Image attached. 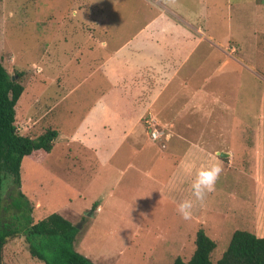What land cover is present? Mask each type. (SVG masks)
I'll list each match as a JSON object with an SVG mask.
<instances>
[{"label": "rangeland", "instance_id": "obj_1", "mask_svg": "<svg viewBox=\"0 0 264 264\" xmlns=\"http://www.w3.org/2000/svg\"><path fill=\"white\" fill-rule=\"evenodd\" d=\"M98 1L108 8L118 1L125 13L146 7L144 0ZM258 1L263 11L264 0ZM182 2L194 9L202 6ZM216 2L214 35H234L232 41L240 45L238 61L224 64V58L211 57L195 66L196 72L191 69L195 74L189 80L180 72L173 102L188 104L182 131L164 125V116H143L131 151L137 153L135 168L129 170L126 152L112 167H100L95 150L67 139L49 156L40 153V161L23 159L21 191L33 205L34 221L53 213L69 219L79 229L75 249L95 264H173L178 257L189 261L200 229L217 244L211 253L216 263L236 230L264 237V21L256 31L253 7L237 9L239 0H232L231 10L228 0ZM77 5V0H0V61L25 88L16 105L20 133L31 124L26 119L37 118L34 137L52 126L64 135L74 132L102 95V85L82 81L90 65L83 43L88 31L73 16ZM120 21L116 17L107 22L112 44L118 41L114 31ZM175 105L166 116L181 111ZM153 129L163 133L155 141ZM210 159L223 171L215 190L185 220L177 206L191 196L193 175L185 173L181 162L199 166ZM3 193L4 217L13 222L19 213L12 205L16 189L11 175L5 178ZM97 206L101 209L95 212ZM29 250L25 236L11 240L4 264H44Z\"/></svg>", "mask_w": 264, "mask_h": 264}, {"label": "crops", "instance_id": "obj_2", "mask_svg": "<svg viewBox=\"0 0 264 264\" xmlns=\"http://www.w3.org/2000/svg\"><path fill=\"white\" fill-rule=\"evenodd\" d=\"M182 1L144 0L145 9L125 13L118 1H113L115 5L111 2L108 8L98 0H77L73 16L87 28L83 43L87 62L90 63L82 81L102 85V95L74 132L64 135L62 130L52 126L59 131L54 146L59 143L63 147V140L67 139L70 144L91 148L95 150L96 162L100 167H110L114 160L120 162L121 154L123 156L126 152L124 163L127 164L126 170H129L135 168L133 157L137 153L131 151L134 147L133 140H136L135 134L142 130L143 116L156 113L157 116L165 117H162L164 125H173V129L178 132L183 130V112L188 104L182 107L180 102L176 105L173 102V89L180 81V72L184 70V76L189 80L187 76L195 74L190 72L191 69L196 72L195 66L199 65V68L205 62L209 63L211 57H217L219 61L224 58V64L229 59L237 62L236 51L240 49V45L232 41V33L226 38H216L214 35L213 19L219 12L216 0H192L202 3L197 9ZM228 2L233 10L232 0ZM236 4L237 9H247L246 5L254 8V30L257 31L258 22L264 21L262 3L260 5L258 0H239ZM118 7L120 12L116 11ZM116 17H121V21L118 23V32L116 29L114 31V37L117 36L118 41L112 44L107 37V22ZM102 34L103 38L100 37ZM188 64L194 66L190 65L189 70H185ZM58 104L59 102L57 106ZM172 104L181 110L174 113L173 118L172 115H165L167 111H171ZM54 108L55 106L50 111ZM26 122L30 125L20 134L34 137L39 119H26ZM84 127L90 129V136ZM110 130L119 132L111 134ZM123 173L127 174L126 171H121L120 175ZM96 209L95 212H98L101 207L97 206Z\"/></svg>", "mask_w": 264, "mask_h": 264}, {"label": "trees", "instance_id": "obj_3", "mask_svg": "<svg viewBox=\"0 0 264 264\" xmlns=\"http://www.w3.org/2000/svg\"><path fill=\"white\" fill-rule=\"evenodd\" d=\"M23 92L24 86L14 80L0 61V264H4L6 245L22 235L29 244L31 256L44 264H95L75 249L79 229L69 219L53 213L35 222L33 205L21 191L23 159L30 157L37 162L42 158L40 153L48 156L59 135L52 127L38 137L20 134L16 125V105ZM7 175L13 177L16 189L12 205L19 216L13 222H8L3 214V187ZM216 246L204 229H200L191 259L184 261L178 257L173 264H264V237L250 231L236 230L223 256L214 263L211 253Z\"/></svg>", "mask_w": 264, "mask_h": 264}, {"label": "clouds", "instance_id": "obj_4", "mask_svg": "<svg viewBox=\"0 0 264 264\" xmlns=\"http://www.w3.org/2000/svg\"><path fill=\"white\" fill-rule=\"evenodd\" d=\"M152 139L158 140L162 132L153 129ZM181 167L185 173L193 175L190 184L191 196L181 200L177 206L178 213L183 219L188 220L193 215V209L197 202H203L207 195L215 190L216 183L223 171L222 165L214 159L201 163L197 166L191 160H184L181 162Z\"/></svg>", "mask_w": 264, "mask_h": 264}, {"label": "water", "instance_id": "obj_5", "mask_svg": "<svg viewBox=\"0 0 264 264\" xmlns=\"http://www.w3.org/2000/svg\"><path fill=\"white\" fill-rule=\"evenodd\" d=\"M229 154H227V153H220V156L221 157H227Z\"/></svg>", "mask_w": 264, "mask_h": 264}]
</instances>
